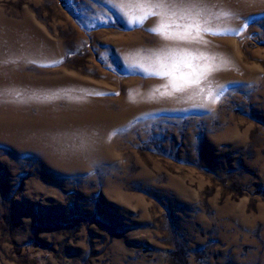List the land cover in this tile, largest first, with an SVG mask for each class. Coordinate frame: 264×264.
<instances>
[{"label": "rangeland", "instance_id": "obj_1", "mask_svg": "<svg viewBox=\"0 0 264 264\" xmlns=\"http://www.w3.org/2000/svg\"><path fill=\"white\" fill-rule=\"evenodd\" d=\"M201 2L0 0V264H264V0Z\"/></svg>", "mask_w": 264, "mask_h": 264}, {"label": "snow or ice", "instance_id": "obj_2", "mask_svg": "<svg viewBox=\"0 0 264 264\" xmlns=\"http://www.w3.org/2000/svg\"><path fill=\"white\" fill-rule=\"evenodd\" d=\"M109 3L121 15L129 28L137 25L142 26L143 21L152 14L150 9L158 8L161 23L158 28L148 29V31L156 35H164L166 39L189 42L192 31H210L204 26L203 17L206 6L202 4L201 0H135L134 4L126 3V0H109ZM126 8L139 9L140 14H130L125 10ZM170 20H180L185 23L169 24ZM169 28H175L177 31L168 33L167 29ZM162 54L165 58L173 55L171 50ZM186 66L193 68L191 64ZM205 75V72L193 69L191 75L183 76L184 84L173 83V88L176 91H183L185 87L198 86Z\"/></svg>", "mask_w": 264, "mask_h": 264}]
</instances>
